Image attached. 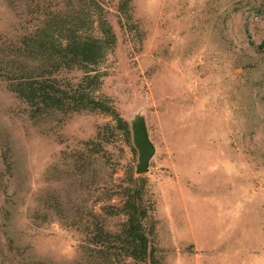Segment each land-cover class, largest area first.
<instances>
[{
  "label": "rangeland",
  "instance_id": "obj_1",
  "mask_svg": "<svg viewBox=\"0 0 264 264\" xmlns=\"http://www.w3.org/2000/svg\"><path fill=\"white\" fill-rule=\"evenodd\" d=\"M97 1L116 43L92 94L145 119L155 154L137 172L106 111L31 116L10 84L42 63L25 40L68 0H0V264H136L89 242L126 221L132 170L148 178L161 264H264V0Z\"/></svg>",
  "mask_w": 264,
  "mask_h": 264
},
{
  "label": "trees",
  "instance_id": "obj_2",
  "mask_svg": "<svg viewBox=\"0 0 264 264\" xmlns=\"http://www.w3.org/2000/svg\"><path fill=\"white\" fill-rule=\"evenodd\" d=\"M127 2L123 3L126 7ZM67 8L46 11L33 37L25 40L27 52L33 53V60L42 63L30 73H23L10 84L19 98L31 107V116L46 112H78L84 109L102 110L111 113L124 130L127 140L132 143L131 123L121 117L116 109L102 99H97L98 73L94 67L101 63L116 43L112 25L102 12L97 0H68ZM127 9V8H126ZM97 23V24H96ZM97 28L100 34L90 29ZM80 69L86 75L75 89H65L58 82V74L63 69ZM90 143L91 141H87ZM134 151L137 148L133 142ZM122 188L124 196L122 210L127 219L117 232L98 227L89 242L108 254L115 250L134 259L136 264H161L150 246V234L154 231V202L148 197V178L134 175L133 170L125 178ZM148 219L152 222L150 228ZM113 244L117 245L113 247ZM103 246L104 248H101Z\"/></svg>",
  "mask_w": 264,
  "mask_h": 264
},
{
  "label": "water",
  "instance_id": "obj_3",
  "mask_svg": "<svg viewBox=\"0 0 264 264\" xmlns=\"http://www.w3.org/2000/svg\"><path fill=\"white\" fill-rule=\"evenodd\" d=\"M131 128L133 142L139 152L137 172L144 173L148 170L150 160L155 154V144L150 138L145 119L136 117L131 123Z\"/></svg>",
  "mask_w": 264,
  "mask_h": 264
}]
</instances>
